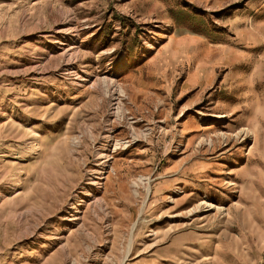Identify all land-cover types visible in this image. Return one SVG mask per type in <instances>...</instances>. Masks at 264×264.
Listing matches in <instances>:
<instances>
[{
	"label": "rangeland",
	"instance_id": "rangeland-1",
	"mask_svg": "<svg viewBox=\"0 0 264 264\" xmlns=\"http://www.w3.org/2000/svg\"><path fill=\"white\" fill-rule=\"evenodd\" d=\"M0 264H264V0H0Z\"/></svg>",
	"mask_w": 264,
	"mask_h": 264
},
{
	"label": "bare ground",
	"instance_id": "bare-ground-1",
	"mask_svg": "<svg viewBox=\"0 0 264 264\" xmlns=\"http://www.w3.org/2000/svg\"><path fill=\"white\" fill-rule=\"evenodd\" d=\"M72 210V209H71Z\"/></svg>",
	"mask_w": 264,
	"mask_h": 264
}]
</instances>
